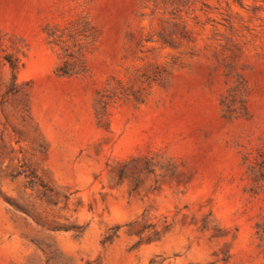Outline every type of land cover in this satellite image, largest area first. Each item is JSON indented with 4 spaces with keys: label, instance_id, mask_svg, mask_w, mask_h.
Masks as SVG:
<instances>
[{
    "label": "rangeland",
    "instance_id": "obj_1",
    "mask_svg": "<svg viewBox=\"0 0 264 264\" xmlns=\"http://www.w3.org/2000/svg\"><path fill=\"white\" fill-rule=\"evenodd\" d=\"M0 264H264V0H0Z\"/></svg>",
    "mask_w": 264,
    "mask_h": 264
}]
</instances>
